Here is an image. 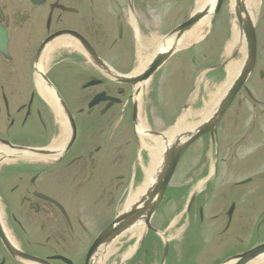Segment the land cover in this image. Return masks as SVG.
<instances>
[{"label":"flooded vegetation","instance_id":"af4514ba","mask_svg":"<svg viewBox=\"0 0 264 264\" xmlns=\"http://www.w3.org/2000/svg\"><path fill=\"white\" fill-rule=\"evenodd\" d=\"M136 1L141 4L0 0V264H94L89 253L95 240L141 185L140 165L127 166L147 151L141 143L150 141L142 115L144 94L138 98L123 82L135 69L139 32L133 25L130 47L122 18L133 14ZM220 13V32L223 28L233 40L234 29L237 41L215 71L242 67L250 29L255 58L215 133L198 140L213 151L207 166L212 173L204 174L200 164L205 185L189 196L187 212L190 217L197 202L198 220L190 219L200 227L199 245L216 242L230 249L223 263L264 243L262 238L248 245L254 231L264 228V171L246 181L231 180L232 186L247 189L237 214L236 203L225 195L212 204L205 194L227 160L264 144V0H223L213 24ZM63 40L67 46H57ZM255 135L257 140L250 141ZM167 191L165 197L176 190ZM209 224L218 228L215 238L202 234ZM152 235L155 241L163 236Z\"/></svg>","mask_w":264,"mask_h":264},{"label":"rangeland","instance_id":"374dc122","mask_svg":"<svg viewBox=\"0 0 264 264\" xmlns=\"http://www.w3.org/2000/svg\"><path fill=\"white\" fill-rule=\"evenodd\" d=\"M140 3L136 1V10L132 15L129 11L124 13L122 25H124V36L127 37L130 47L132 46L130 34L132 35L131 31L134 30L133 25L138 27V38L142 42L138 44L135 35L137 52L142 49V55L147 57L155 52L161 38L182 24L196 10L197 0H145L143 2L140 0ZM221 15L220 13L212 26L203 28L204 34L199 41L195 42V46L181 48L157 71L153 79L149 80L144 94L142 115L152 131L165 132L175 124L188 92L192 95L189 110L198 111L203 108L204 103L208 102L209 94H215L227 80L226 72L222 70L204 73L207 67L217 62H224L226 59L223 57L225 56L224 51L221 55L218 54L222 51L221 47L224 42L227 41L226 45L232 42L223 28L221 32L219 30L222 26ZM215 27L218 28L217 31H214ZM149 40L153 41L151 47L143 44ZM136 67L137 64L134 68ZM184 73L186 75L185 85L181 84L182 86L177 88L178 81L183 78ZM201 76H203L202 80H200ZM253 139L257 140V136H253L250 141ZM203 142L198 141L182 157L169 186L170 190L175 189L176 191L173 192V196L164 198V202L152 219L151 225L163 235L162 238L160 236L155 241L152 233L144 238L147 233L144 228L140 239L136 241L135 238H130L132 234L130 230L116 240L118 241L116 252L106 260L105 264H160L163 255L162 240L169 246L164 264H219L231 254L230 249L218 246L216 242L207 248H201L199 245L200 227L195 221L198 219L194 216L198 204L194 203L190 217L185 208L189 196L204 188L205 181L202 179L203 175L200 174L202 170L200 164L205 165L204 174L209 171L212 173V167L207 170V166L212 163L213 151L207 148L204 150ZM138 159L139 155L136 159L132 157L127 167L134 168L138 162L146 167L149 163L148 152L142 150L143 161L141 158ZM261 171H264V144L256 151H239L237 156L234 155L227 160L223 166V174L217 173L212 177L205 194L210 196L212 204L219 203L221 195H225V200L236 203L237 214V211L244 206L241 201L247 189L244 188V184L232 186L231 182L246 181L251 175ZM209 175L212 174L209 173ZM260 180L262 178L257 181ZM143 182L144 172L141 168V184ZM121 208L122 205L118 210L121 211ZM192 217L195 220L190 219ZM210 217L211 213L208 215V220L211 219ZM210 225L203 226L202 234L215 238L218 228ZM262 238H264V228L256 229L248 243L249 247L252 246L253 241L263 240ZM134 247L135 250L131 256L125 258L124 255L128 250ZM199 248L206 250L201 251Z\"/></svg>","mask_w":264,"mask_h":264},{"label":"water","instance_id":"95a60500","mask_svg":"<svg viewBox=\"0 0 264 264\" xmlns=\"http://www.w3.org/2000/svg\"><path fill=\"white\" fill-rule=\"evenodd\" d=\"M223 0H213L215 3L211 13L210 8H204L196 11L185 23L175 28L171 33L163 38L164 44L167 39H171L170 47L164 50L160 48L156 51L149 65L140 75L129 78L124 77L123 82L129 84L142 83L148 81L154 73L178 50L180 41L190 33L202 20L209 14L214 17L220 9ZM246 50L247 59L236 78L233 80L230 88L225 92L213 113L202 121L192 131H185L177 135L171 142L160 133L150 132L152 136L160 137L164 141V150L160 164L156 170V174L146 189L143 196L127 210H125L115 221L105 228L95 240L89 256H93L95 261L97 258V250L100 246H107L121 234L133 228L135 225L143 224L146 230H153L150 221L160 206L164 197L165 191L172 179L176 166L180 161L185 151L195 141L200 139L207 133L213 134L219 124L222 115L225 113L236 93L248 78L254 63L255 44L252 30H246ZM63 109L69 117V113L63 105ZM166 251V247H165ZM264 255V244L248 251L240 256L229 259L224 264H251L254 260ZM92 264V263H90Z\"/></svg>","mask_w":264,"mask_h":264},{"label":"bare ground","instance_id":"6f19581e","mask_svg":"<svg viewBox=\"0 0 264 264\" xmlns=\"http://www.w3.org/2000/svg\"><path fill=\"white\" fill-rule=\"evenodd\" d=\"M209 1H211V0H197L196 9L203 7ZM205 26H209L208 19L202 20L191 31L190 34L186 35L184 37V39L180 41L179 49L187 47V46L199 41L204 34L203 28ZM232 37H233L232 41L235 43L237 41V35H236V32L234 29H233V36ZM233 42L229 43L227 49H229L230 47L233 46ZM65 43H67V42L64 40L60 41V42H58L57 46L65 47V46H67ZM170 43H171V39H167L164 44L160 41V43L158 44L157 47L158 48H164V50H165L168 47H170ZM145 44L147 47H151L153 44V41L149 40L148 42H145ZM158 48H156V50ZM140 52H139V59H138V67L136 68L134 73L141 71L148 64V62L151 58V54H149L146 57V55L141 56ZM242 52H244L243 48H242ZM236 68H237V65H232V66L227 67V69H226L227 80L224 82V84L221 87H219V89L217 90V92L215 94H209V97H208L209 100L207 103H204V106L202 109H200L198 111H192V110L187 111L183 116L180 117V119L178 120L176 125L174 127L170 128L165 133V136L169 142L172 141V139L177 135V133H179L181 131L188 130V129L195 128L201 121H203L206 117H208L213 112L216 100L218 99L219 96H221V94L223 93V91L227 87L228 83L230 82L231 78L233 77V74L235 73ZM140 88H139V86L135 87V92H138L140 90V92L138 94V98H141V95H143L144 90H145V86L143 85L142 90ZM142 124H144V123L142 122ZM60 128H61V135L65 136L66 130H65V125H64L63 121L60 122ZM162 142L160 140L154 139L149 143H146V142L141 143V146L144 149H146L148 152L149 163L147 164L146 167H144V166L142 167V165H141L142 170L144 172V182L139 187H137L135 190L130 191V193H129V195H128L125 203H124V206H123L124 210L126 208H128L129 206H131L132 204H134L139 199V197L144 193L145 189L147 188L150 181L152 180L154 173H155L154 170H155L158 162H160V159H161L160 157H161L162 149H163V143ZM58 144H59V142L55 143V146H57ZM142 230H143L142 226L136 227L132 231L130 238H135L136 241H138V239H140V237H141ZM117 242L118 241L114 242L113 244H111L110 246H108L107 248L102 250L98 264H105L106 260L116 252ZM134 250H135V247L130 248L128 250V252L124 255V257L125 258L130 257L131 254L134 252ZM251 264H264V255L260 256L256 260H254Z\"/></svg>","mask_w":264,"mask_h":264}]
</instances>
